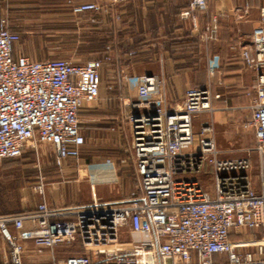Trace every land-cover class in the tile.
<instances>
[{
	"label": "built area",
	"instance_id": "2783aa9c",
	"mask_svg": "<svg viewBox=\"0 0 264 264\" xmlns=\"http://www.w3.org/2000/svg\"><path fill=\"white\" fill-rule=\"evenodd\" d=\"M207 8V0H191L181 18L191 19L192 30L199 33L194 14ZM102 10L109 11L96 3L72 4L77 15ZM247 12L248 6L237 20ZM260 16L250 41H239L238 55L254 76L255 100L244 128L253 132L256 142L258 188L250 158L219 157L212 121L194 131V120L214 111L210 84L188 88L182 104L171 109L163 77L143 76L138 101L130 104L126 116L138 190L119 203L58 211L41 202L34 212L0 217L12 263L22 264L25 242L42 251L79 241L82 255L52 264H264V243L255 244L253 252H241L231 240L243 230H264V8ZM217 28L214 19L201 39L212 40ZM19 42L7 19H1L0 168L27 150L48 146L54 166L62 170L81 157L86 138L80 115L100 98L101 70L112 57L82 64L37 61L15 54ZM37 168L32 191L44 196L46 181ZM208 173L211 190L199 179ZM216 256L225 259L215 261Z\"/></svg>",
	"mask_w": 264,
	"mask_h": 264
},
{
	"label": "crops",
	"instance_id": "0c3cea01",
	"mask_svg": "<svg viewBox=\"0 0 264 264\" xmlns=\"http://www.w3.org/2000/svg\"><path fill=\"white\" fill-rule=\"evenodd\" d=\"M190 2L191 0H0V20L6 18L10 28L21 35V41L15 47L16 55L41 61L48 59L47 52L50 51L86 50L89 55L86 59L75 54L66 56L73 63L82 64L90 59L102 58L107 50L111 52L112 62L105 64L101 70L99 99L102 103L96 108L81 112L86 123L82 125L81 131L85 138L95 137L96 142L103 144V130L110 125L113 144L119 149L124 144L123 151L117 150L113 158L91 163L85 168L84 160L81 161L80 157L78 161L70 162V166L66 165L58 171L61 176L75 173L72 181L50 183L45 175L44 196L36 194L24 197L25 202L19 211L34 212L41 202L58 211L94 205L72 201L67 188L69 183H79L88 177L94 167L103 178L113 180L112 183L108 180L114 191L112 193L122 196L120 199H108L96 204L119 203L138 190L135 164L131 152L125 150L126 134L122 129L126 127L125 111L130 109V104L138 101L137 85L143 76L163 77L171 109L182 104L188 88L210 84L214 95V111L200 114L197 118L200 125L202 122L212 121L221 126L224 123L223 109H238L244 104L252 106L255 100L254 76L240 64L239 41H250L252 32L260 21L264 0H207L208 8L194 14L199 33L192 30L191 19L181 18V13L188 8ZM73 3H96L109 11L77 15L72 11ZM246 6L247 15L237 20ZM214 19L217 20V31L212 40L205 42L200 35L211 30ZM79 35L83 36L82 41L73 40ZM93 39L94 42L91 43L89 40ZM90 49L96 53L88 52ZM105 75L109 80L108 84L119 76L121 88L110 91L111 87H108L103 92ZM227 141V146L234 143ZM46 172L51 176L50 170ZM206 177L204 181L209 179L207 182L212 185L211 174H206ZM37 179L38 176L32 177L28 185L32 186ZM254 185L258 188L259 180ZM235 243L241 246V252H248L244 247H251L249 252L254 251L255 244L250 241ZM24 248L22 264H52L84 253L79 241L42 251L32 242H25ZM10 251L8 242L0 233V264H13ZM224 259L223 256L215 257V261Z\"/></svg>",
	"mask_w": 264,
	"mask_h": 264
},
{
	"label": "rangeland",
	"instance_id": "374dc122",
	"mask_svg": "<svg viewBox=\"0 0 264 264\" xmlns=\"http://www.w3.org/2000/svg\"><path fill=\"white\" fill-rule=\"evenodd\" d=\"M83 36H78L77 38H73V40L82 41ZM20 43V42H19ZM48 53V59H66L67 55H74L78 57H82L86 59L89 57L87 52L84 51H50ZM47 56V55H46ZM71 56V57H72ZM95 58V57H93ZM106 77V75H105ZM109 81V80H108ZM107 77L104 80L102 85L103 92L107 90L108 87L110 91H116L121 88L119 76L111 83L108 84ZM109 90V89H108ZM106 101V100H105ZM102 101L98 99L95 103L91 104L89 107L84 110H89L92 108H96L100 105ZM242 107L233 108L229 107L228 109H223L224 113V123L223 125L214 124V141L215 147L218 152L219 157L221 158H242L248 157L252 161V177L254 182L259 180L260 173V161L258 155L253 150L256 142L254 138V134L251 130L245 129L244 124L249 120L252 109L251 105H241ZM129 112V109L124 113L125 121L126 116ZM81 113V122L82 125L84 123V115ZM90 124V123H89ZM194 128L195 132L198 133L200 128V123L198 119L194 120ZM110 125L108 128L103 130V144L96 142V138H91L88 136L86 138V145L83 148V153L81 156V161H83V167H88L91 163L101 162L107 158H113L116 156L117 150L123 151L124 144H122V148L119 149L117 145L112 142ZM122 131L126 134V145L125 150L130 153L131 147V129L128 123L126 122V127L122 129ZM86 137V136H85ZM227 140L233 141L234 143L230 146H227ZM53 150L48 146H39L36 150H27L21 158L13 159L7 161L0 168V189H2V193L0 195V216L2 214L11 213L17 211L21 208L23 204L24 197L36 195L32 191V186L28 185L29 182L32 181V177L39 175L38 166L41 168V172L44 177L47 175V182H65L72 181L75 179L74 174H67L61 176L58 173V169L53 165ZM108 159V160H109ZM80 162V166H82ZM70 166V165H69ZM75 167V166H74ZM77 167V166H76ZM79 167H77L78 169ZM50 170L51 176L47 174L46 171ZM77 174V173H76ZM205 175V176H204ZM200 176V182L204 187H207L211 190L210 187L212 185L210 182L204 181L207 177L206 174ZM51 177V178H50ZM109 178H103L101 173L94 167L92 168L90 175L84 179H82L79 183H69L67 188H69V196L72 201L77 202H89L92 204H96L98 202H105L108 199H116L121 198L122 196L115 195L113 191L112 185H110L109 181L112 183L113 180H109ZM210 185H209V184ZM250 241L252 244L264 243V230H256V231H248L243 230L241 235L235 234L232 237V241ZM241 249V248H240ZM246 251H251V247H244ZM255 249V248H254ZM83 252H81L82 254Z\"/></svg>",
	"mask_w": 264,
	"mask_h": 264
},
{
	"label": "trees",
	"instance_id": "16d2710c",
	"mask_svg": "<svg viewBox=\"0 0 264 264\" xmlns=\"http://www.w3.org/2000/svg\"><path fill=\"white\" fill-rule=\"evenodd\" d=\"M12 30V29H11ZM13 32H15V33H17L18 35H19V37H20V41H21V35L18 33V32H16V31H14V30H12ZM75 37V36H74ZM76 38V37H75ZM89 41H91V43L92 42H94V39L93 40H89ZM92 49H94V45L92 46ZM92 49H90V51H88V52H91V53H96L94 50H92ZM84 52H86V50H83ZM105 54H104V56L103 57H105V56H108V55H111V52L109 51V50H107V51H105L104 52ZM102 57V58H103ZM100 59V58H99ZM21 158V157H20ZM15 159H18V158H15ZM10 160H13V159H10ZM6 163V162H5ZM4 163V164H5ZM3 164V165H4ZM2 165V166H3ZM1 188V187H0ZM1 194H3L2 193V189H0V195ZM26 213H30V211L28 212H21V211H19V210H17V211H15V212H11V213H6V214H2L0 217H5V216H9V215H15V216H20V215H24V214H26ZM231 238H232V236H231Z\"/></svg>",
	"mask_w": 264,
	"mask_h": 264
}]
</instances>
